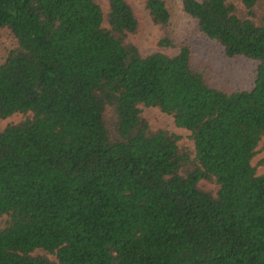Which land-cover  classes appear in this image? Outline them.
Masks as SVG:
<instances>
[{
	"label": "trees",
	"instance_id": "obj_1",
	"mask_svg": "<svg viewBox=\"0 0 264 264\" xmlns=\"http://www.w3.org/2000/svg\"><path fill=\"white\" fill-rule=\"evenodd\" d=\"M138 1L176 55L140 53L130 0H0V121L21 116L0 131V264H264V0H181L255 65L247 90L194 63L165 0Z\"/></svg>",
	"mask_w": 264,
	"mask_h": 264
},
{
	"label": "rangeland",
	"instance_id": "obj_2",
	"mask_svg": "<svg viewBox=\"0 0 264 264\" xmlns=\"http://www.w3.org/2000/svg\"><path fill=\"white\" fill-rule=\"evenodd\" d=\"M130 1L140 23L139 34L135 40V45L140 53L144 56L155 52H160L168 56L176 55L178 50L158 47L157 44L161 36L159 28L152 23L148 12L140 1ZM165 1L171 14L172 28L179 40L186 41L190 44L194 63L205 67L212 80L220 84L222 88L228 90L250 89L255 78V65L244 60H230L225 58L218 45L202 36L197 30L194 21L184 14L181 7V0ZM139 108L152 129H166L177 135L180 139V145L188 149L191 153H194L190 133L184 129L177 128L170 116L162 113L157 108L144 106H140ZM20 119V115H13L4 121H0V131L8 124L18 122ZM252 166L258 175L264 174V150H260L254 157ZM34 255H45L50 260L55 261L54 256L48 255L43 251H36Z\"/></svg>",
	"mask_w": 264,
	"mask_h": 264
}]
</instances>
